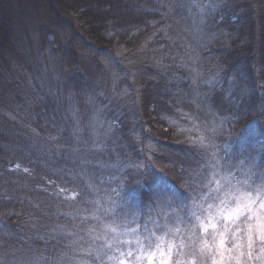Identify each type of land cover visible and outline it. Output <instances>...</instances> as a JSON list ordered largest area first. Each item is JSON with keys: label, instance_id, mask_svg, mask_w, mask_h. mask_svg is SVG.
Instances as JSON below:
<instances>
[{"label": "trees", "instance_id": "obj_1", "mask_svg": "<svg viewBox=\"0 0 264 264\" xmlns=\"http://www.w3.org/2000/svg\"><path fill=\"white\" fill-rule=\"evenodd\" d=\"M234 1L231 8L226 0H211L217 7L198 26L203 46H179L181 15L201 16L183 7L186 1L0 0V256L9 262L13 256L55 260L63 253L67 260L61 264H72V240L83 248L99 245L81 230L93 231L104 219L98 213L99 220L81 223L95 211L85 201H97L99 186L117 196L111 207L126 227L139 225L145 234V225L154 224L156 231L162 226V232L170 222L173 230H182L186 246L191 242L190 228L198 222L191 214L200 207L193 212L189 195L164 175L163 165L144 161L138 137L176 145L184 135L179 125L192 111L220 118L225 134L240 139L248 163L264 160L259 158H264V0ZM31 16L43 19L44 37H64L71 54L80 46L93 60H114L119 52L137 50L143 40L172 46L166 48L156 89L138 91L145 115L141 121L133 116L134 134L126 146L117 138L103 149L90 146L60 91L30 86L22 73L28 57L20 30ZM165 29L173 44L165 42ZM187 51L196 55L192 70L208 76L207 82L192 76L183 61ZM93 70H77L68 84L88 86ZM61 228L73 235H62ZM203 234L197 227L195 236Z\"/></svg>", "mask_w": 264, "mask_h": 264}, {"label": "rangeland", "instance_id": "obj_2", "mask_svg": "<svg viewBox=\"0 0 264 264\" xmlns=\"http://www.w3.org/2000/svg\"><path fill=\"white\" fill-rule=\"evenodd\" d=\"M170 1L172 2V0ZM226 1L231 8H235L234 0ZM198 2L200 1L198 0ZM221 2L224 3V0ZM191 10L199 12L195 7H192ZM181 16L184 34L179 33L178 35V37L180 35L182 37L179 46H203V42L200 40V34L203 33L198 30V26L202 24L204 18L191 13ZM36 17L31 16L20 30L28 57L24 61L26 66L23 64L22 73L30 86H55L57 92L60 91V96L70 112L77 118V128L84 138L87 137L90 146L103 149L109 140L114 138L121 139L122 144L126 146L128 139L134 134V117L138 116L137 120L141 121L145 115L144 102L138 96L140 95L138 91L144 87L151 90L156 89L155 83L167 60L165 58L166 48L172 46H162L153 40H143L137 45L139 46L137 50L119 52L115 55L114 60H93L87 54L88 51L80 46H77V53L71 54L68 50V46L71 45H68V41L64 37H60L59 40L49 35L46 37L47 34L44 37L41 26L43 19L40 20ZM162 33L165 42L169 41L173 44L174 37L171 35V31L165 29ZM148 46L155 47L147 48ZM195 57L196 55L187 51L183 61L186 58L184 63L192 71V76L195 79L200 77L206 79L203 80L205 83L210 78L208 79V76L201 71L194 72L192 70V62ZM83 68H94L92 80L88 86L83 88L76 85L74 89L72 84H68L67 79L72 73ZM186 118L187 121L179 125L181 132L184 133L179 141L181 143L177 142L176 145L173 144L169 147L162 142L156 145L151 140L144 141L138 137L143 142H139L137 146L144 161H153L157 165H163L161 169L164 175L180 184L187 196L189 195L188 199L193 212L200 207V212L196 213V216L208 223L206 218L209 205H213V215H215V206L219 205L220 200L206 198L207 193L215 191L216 196L222 197L225 192L229 191L239 195V192H236L237 189L245 192L250 191L249 185L264 177V160L257 158L254 163H248L246 155L239 149L240 139L238 137L234 139L225 134L224 124L220 118L209 120L192 111L187 113ZM146 128L150 129L148 122ZM201 138L204 139L206 146L199 143ZM259 158L264 159L260 156ZM131 163L132 161H130ZM213 165L216 167L214 168ZM214 171L217 172L215 179L220 183H212L208 185V188H205L208 181L213 178ZM246 180L248 184H245ZM97 201L107 207L114 206L118 202L117 196L110 189L106 188L105 191H102L101 186L97 191ZM163 214L167 217L172 215L165 212ZM107 217L104 216V219L92 232L102 234L101 226L111 223V219L109 220ZM215 222L219 227L224 221L223 218H219ZM169 226L174 229L172 223L168 222L165 223L163 231L159 232L162 226L156 231L154 224L151 227L145 225V234L140 231L139 234L144 237L155 232L156 237H164V251L167 253L168 242L170 240L175 242L172 236L165 235ZM199 228L203 233V228ZM229 236L231 238V234ZM100 243L97 241V244ZM145 246L147 247V241H145ZM228 247H231V243H228ZM172 256L171 264H174L175 249L172 251ZM188 259L192 258L185 256V260ZM144 264H149V262L145 260ZM152 264H158V262L153 261ZM196 264H200L198 259ZM208 264H211L210 260ZM255 264H259V261H256Z\"/></svg>", "mask_w": 264, "mask_h": 264}, {"label": "snow or ice", "instance_id": "obj_3", "mask_svg": "<svg viewBox=\"0 0 264 264\" xmlns=\"http://www.w3.org/2000/svg\"><path fill=\"white\" fill-rule=\"evenodd\" d=\"M183 7L188 10L195 7L203 18L208 9L217 7V5L211 0L207 6L198 0H186ZM199 143L206 146L203 138ZM213 167L216 166L213 165ZM216 174V171L212 173L213 178L208 181L205 188H208V185L212 183H220L215 179ZM245 184H248L247 180ZM249 187L250 191L245 192L237 189L236 192H239V195L229 191L225 192L222 197L216 196L215 191H209L206 198L220 200L219 205L215 206V215H213V205H209L208 208L206 218L208 223L201 220L195 213L191 214L198 224L192 225L190 228L192 240L187 245L186 251L182 230L180 228L173 230L169 226L165 235L172 236L175 242L171 240L168 242L167 253L164 251V237H156L155 232L141 237L139 225L136 228L126 227L127 222H119L114 208L101 206L98 201H85L86 204L93 205L95 211L91 217H81V223H87L89 219L99 220L101 217L98 213L108 216L111 223L101 226L102 234L81 229L93 239L94 244L95 241L101 243L97 246L83 248L80 247L78 240H72L69 243L73 257L72 264H88L89 260L95 261L97 264H104L105 260L111 264H144L145 260L149 264H152L153 261H157L158 264H171L173 249H175L174 264H196L197 259L200 264H208L209 260L211 264H255L256 261H259V264H264V177ZM219 218H223L224 222L218 227L215 220ZM197 227L203 228V236H195ZM60 232L62 235H73V233L65 232L63 228L60 229ZM229 234H231V238ZM145 241H147V247ZM228 243H231V247H228ZM81 255L87 259H75ZM185 256L192 259L185 260ZM49 260H51V264H61L62 261L67 260V256L62 253L55 260L43 256H33L31 260L13 256L11 262L4 256H0V264H47Z\"/></svg>", "mask_w": 264, "mask_h": 264}]
</instances>
